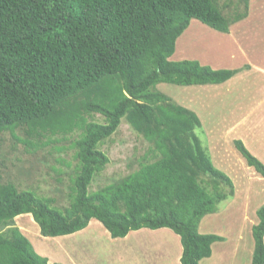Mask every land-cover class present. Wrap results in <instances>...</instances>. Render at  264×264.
Segmentation results:
<instances>
[{
	"label": "trees",
	"instance_id": "1",
	"mask_svg": "<svg viewBox=\"0 0 264 264\" xmlns=\"http://www.w3.org/2000/svg\"><path fill=\"white\" fill-rule=\"evenodd\" d=\"M249 14L250 0L225 7L218 0H0V140L21 132L19 142L38 153L77 133L65 210L0 176V264H49L16 225L22 215H32L52 238L78 233L92 220L115 239L167 228L181 238V264L212 257L225 238L202 234L200 222L228 199L221 184L234 186L197 133L199 115L157 87L234 78L240 70L171 58L192 20L230 34ZM124 120L149 143L148 152L137 170L91 193L110 163L101 146ZM234 145L264 176V163L245 143ZM258 215L251 264H264V206Z\"/></svg>",
	"mask_w": 264,
	"mask_h": 264
},
{
	"label": "rangeland",
	"instance_id": "2",
	"mask_svg": "<svg viewBox=\"0 0 264 264\" xmlns=\"http://www.w3.org/2000/svg\"><path fill=\"white\" fill-rule=\"evenodd\" d=\"M238 2L240 0H218L222 7ZM249 18L251 21L245 24L240 22L231 29L234 36L241 32L240 38H235L240 48L232 37L215 35V32L209 31L211 28L192 20L193 26L178 40L177 52L171 60L209 61V65L222 66V69H236L250 58L264 66V0H250ZM255 29L257 33H254ZM248 68V63H245L240 70ZM232 82L209 85L216 86L211 87L212 92H209L210 88L168 83L157 87L176 103L198 113L203 125L197 133L214 165L230 177L234 186L230 188L227 184H221V190L228 199L219 203L216 212L205 216L200 222L202 234L219 235L226 239L213 245V258L204 259L202 264H251L255 249L253 227L259 223L258 211L264 206V176L247 164L234 145L235 140H242L252 154L264 163V102L258 99L257 102L260 100L261 104H253L252 110L248 94L241 98L238 91L226 93L225 90L235 87ZM249 85L248 79V84L241 85V88L248 91ZM239 98L245 103L238 104L235 100ZM95 120L105 122L98 114ZM76 134L38 153L28 152L19 142V138H23L21 132L17 133L16 138L10 133L2 134L1 179L12 181L21 191H35L43 198L53 199L54 207L65 210L70 204L69 187L77 168L76 149L72 145ZM148 147L149 143L124 120L117 133L101 146V150L109 156L110 163L95 178L90 192H96L137 170ZM16 223L35 251L51 260L57 259V248L73 243L72 237L64 240L62 237L43 236L32 215L19 216ZM165 229H142L130 233L126 238L115 239L100 221L92 220L85 241L76 242V252L68 251L70 254L67 256L60 255L71 261L72 253L83 264H180L181 258L178 262L176 260L183 249L181 238L171 229Z\"/></svg>",
	"mask_w": 264,
	"mask_h": 264
},
{
	"label": "crops",
	"instance_id": "3",
	"mask_svg": "<svg viewBox=\"0 0 264 264\" xmlns=\"http://www.w3.org/2000/svg\"><path fill=\"white\" fill-rule=\"evenodd\" d=\"M247 21H251V18L248 17L247 19H245L244 21H241V22H243L245 24V23H247ZM192 26H193V23L191 22L190 27L186 31H188ZM247 27H249V26H247ZM205 28L206 29H209L207 27H205ZM239 30H241V29H239ZM209 31L210 32H213V33L215 32V31H212L210 29H209ZM206 33H208V32H206ZM254 33H257V30L256 29H255ZM217 34L221 35L222 33L215 32V35H217ZM236 34H235V36L232 35L231 33L230 34H223V35H226V37H230V38L232 37L234 39V43L237 45L238 44V40H235V38L236 39L237 38L239 39L241 32H238ZM252 37L253 36L251 35L250 36V39H252ZM237 47L240 48L241 46L240 45H237ZM176 52H177V49H176ZM249 55H250V53H249ZM208 62L209 61H207V62L206 61H202L200 63L203 64V65L211 66L213 69H216V70H219V69H222L223 68L222 66L216 67L213 64L209 65ZM245 63H248L249 68H248V70L241 71L240 70V67H241V65H243ZM229 68H232V67H229ZM236 69L237 70H240V71L234 76V79H231L228 82H226V83H230L233 80L232 83H234L235 87H233L234 89L232 88L231 90H225V91H226V93H229V94H233L234 92L238 91V94L241 95V98H245L247 96V94H248V96L250 98V101L248 103L252 105V110H254L253 104L255 106L258 103H260V100H259V102H257L258 99H262L261 102H264V66L263 65L260 66L257 62H255L254 60H252V59L249 58V60L246 59L245 61H243L242 63H240ZM232 70H234V69H232ZM246 75H247V79L245 78ZM248 79H249V83H251V85H249V90L247 91L244 88H241V85L242 86H246V84H248ZM197 87L210 88L209 92H212L214 90H212L211 87H216V86H209V85H207V86H197ZM247 87H248V85L246 86V88ZM222 94H225V93L222 92ZM241 98H239V99H237L235 101L238 102V104L245 103L243 101H240ZM88 227L86 229L78 232V233H75V234H72V235H68V236H63L62 238H64V240H70L71 239L70 237H72L73 243H68L67 245H61L59 248H57L56 251H58L59 254L57 255L58 256L57 259H55V260H51L49 257L45 256L46 258H48L49 264H55V263H59V264H83V262L80 259H77V257H76L77 255H74V254L71 253V261H70V259H69V261H67V259L65 258V256H67L68 254H70L68 251L76 252L77 246H78V244L76 242L78 240L85 241V235H86V231L88 230ZM108 233L110 234L109 231H108ZM131 234H129L128 236H130ZM227 240H229V239H227ZM225 241H226V239H225ZM182 253H183V249H182ZM182 253H181V256L178 254V256H177L178 260H176L177 262L182 257ZM60 254H64L65 256L64 255H60ZM213 255H214V253H212V257L207 258V259H212L213 258ZM180 264H181V262H180ZM201 264H202V262H201Z\"/></svg>",
	"mask_w": 264,
	"mask_h": 264
}]
</instances>
